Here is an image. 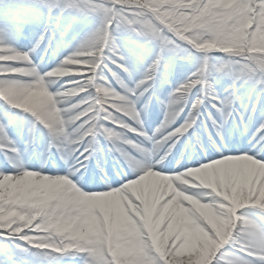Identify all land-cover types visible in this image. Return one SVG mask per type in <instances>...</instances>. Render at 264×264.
<instances>
[{
    "label": "snow or ice",
    "instance_id": "snow-or-ice-1",
    "mask_svg": "<svg viewBox=\"0 0 264 264\" xmlns=\"http://www.w3.org/2000/svg\"><path fill=\"white\" fill-rule=\"evenodd\" d=\"M8 8L34 13L36 22L42 15L45 23L22 51L13 46L22 34L17 17L0 21V100L32 118L26 127L23 115L5 114L0 124V156L14 169L0 172V264H49L65 256H79L82 264H264V224L241 211L264 214V118L253 151L229 154L225 147L229 122L246 130L256 113L255 104L242 102L240 89L264 99V0H11ZM54 15L57 29L65 16L73 24L88 17L98 23L44 71L43 58L34 63L33 56L42 44L45 55L51 48ZM120 38L131 44L127 52ZM193 52L202 54L200 66L167 102L155 97L165 116L146 134L141 113L157 83L167 82L165 61L189 60ZM212 52L227 58L213 65ZM146 55L151 62L137 79L129 65L142 64ZM213 72L230 81L223 95ZM68 98L77 99L65 104ZM178 116L185 122L170 127ZM201 130L214 131L219 158L164 174L163 161L180 137L193 141ZM108 156L123 157L135 176L114 190L80 191L72 181L94 183ZM91 161L96 168H89ZM53 162L64 175L26 167ZM113 225L132 230L130 243L115 254L106 239Z\"/></svg>",
    "mask_w": 264,
    "mask_h": 264
},
{
    "label": "rangeland",
    "instance_id": "rangeland-1",
    "mask_svg": "<svg viewBox=\"0 0 264 264\" xmlns=\"http://www.w3.org/2000/svg\"><path fill=\"white\" fill-rule=\"evenodd\" d=\"M10 2L11 0H0V21L9 19L13 15H15L22 29V34L20 35L19 39L15 41V43H26L28 44L29 49H30L32 47V44L35 43V40L37 39V37H39L38 30H40V33L44 30V23H45L44 18L41 15L39 21L36 22L34 20V15H35L34 13H29L24 9H19V10L13 9L10 11L8 8V4ZM97 23H98L97 18L88 17V18L83 19L79 23L73 24L71 20L67 16H65L60 19L59 28L57 29V19H56V16L54 15L51 21L48 22V27L50 31L56 32L55 39L52 43L51 48L47 49L48 51L46 55H45V51H46L45 45L42 44L41 47L36 50L33 56L34 63H40L41 58H43V63H40V66L42 70L47 71L51 67V65L57 63L59 59L63 55L66 54L65 50L67 48L73 51V49L77 47L79 43H81L92 31H94ZM119 42H120V46L122 50H124L125 52H127V50L131 47V44L126 38H120ZM201 55L202 54L200 53L193 52L192 58L189 60L168 59L165 61V63L169 66L168 79H167V82L164 84H160L159 82L157 83V86L153 90L154 92L153 99L147 102V108L144 109V111L141 113V119H142V123L144 124V126H145V123L149 124V122L153 120L151 119L152 117L154 116L158 117V113L159 115L161 114L162 116L165 114V113L163 114L164 108L163 106H161V104L158 103L157 105H155L154 101H157L155 97H159V99L167 102L169 93L173 91V88L171 87V85H173L175 82L176 84H178L179 79H180L179 82H181L183 80L182 78L184 77L183 74H191L195 72L197 68L200 66ZM207 55H209L210 63L213 65H216L218 64L220 60L227 58V54L218 53V52H212ZM151 59H152L151 55H146L144 62L142 64H130L129 65L130 70L133 72L135 78L137 79L140 78V76L142 75L144 71V68L147 66L148 63L151 62ZM114 71L118 72V74L121 76V79L127 80V77L122 72H119V70H115V69ZM213 76L215 77V79L213 80V83L216 82L217 84H219L218 86L214 84L217 91L224 92V89L230 83L228 78L226 76L217 77L215 72H213ZM60 79L65 80L67 78H60ZM112 83H113L112 90H116L119 92V86L115 84V81H112ZM56 87L57 85L55 84L49 86L50 94L51 92L55 90ZM252 93L255 94L257 98L256 113L254 115V121H255V117H257L259 114H262V112H264V99H258L257 93L252 91L247 86L240 89V95L242 99H244V97H250V94ZM74 99H77V98H68V100L64 101V103L69 104ZM139 107L144 108V105L141 104ZM5 114H10L15 117H19L23 115L19 110L12 109L10 106L6 104V102H4L3 100H0V119L3 118ZM23 117H24V120L26 122V127H27L28 126L27 122L31 121V117H29L28 115H23ZM179 118L180 117L178 116L177 120L173 121V124L170 125V127L176 125L179 122ZM161 120L162 118L160 117V119H158L156 122L151 123L153 126L152 130H155V128L159 126V124L161 123ZM145 133L147 134V131ZM148 135L150 134L148 133ZM195 136L197 137L198 135L196 134ZM41 139L43 140L42 145H44L45 144L44 135L41 137ZM135 141L136 140H134V142ZM18 145H22V144H18ZM42 145L41 147H43ZM140 146L146 147L143 144H141ZM130 151H134V150H130ZM5 163L8 164V162L5 161L4 157L0 156V165H5ZM124 163L127 165L128 169L133 172L131 166L128 164L126 160H124ZM45 167L46 165L43 166V168ZM54 167H56V165ZM55 169H58V167H56ZM249 214H250V218L254 216L255 218H257L258 222L264 224L263 216L257 215L256 212H250ZM4 243L5 241L3 239H0V245H3ZM64 263L82 264V258L79 256H75V257L65 256V257H58L57 259L51 260L49 262V264H64Z\"/></svg>",
    "mask_w": 264,
    "mask_h": 264
},
{
    "label": "bare ground",
    "instance_id": "bare-ground-1",
    "mask_svg": "<svg viewBox=\"0 0 264 264\" xmlns=\"http://www.w3.org/2000/svg\"><path fill=\"white\" fill-rule=\"evenodd\" d=\"M19 45H18V47H19V49H22V50H26V51H28V49H29V46L27 45V44H23V43H18ZM15 46H17V45H15ZM66 46V45H65ZM66 52V56H68V55H70L71 53H72V51H71V49H69V48H67L66 50H65ZM66 58V57H65ZM64 59V58H63ZM53 66V68H55L57 65H52ZM190 74H183V76L186 78L187 76H189ZM184 77L182 78L183 80H184ZM182 80V81H183ZM180 81V79L178 80V84H176V82L173 84V85H171V87L173 88V89H175V87L177 86V85H179L180 83H182V81L181 82H179ZM214 84H216L217 86L219 85V84H217L216 82L214 83ZM218 92H220V91H218ZM220 94H224V92H220ZM194 98V97H193ZM256 100H257V98H256V95L255 94H250V98H247V99H243L242 100V102L243 103H245V104H255L256 105ZM156 102V101H155ZM160 104V103H159ZM164 108V107H163ZM165 113V109H164V112H163V114ZM260 115V116H259ZM257 117H255V121H254V117L248 122V124H247V129L245 130V128H244V126H240V125H238V124H235V123H232V122H229V124L227 125V129H228V134H233V135H235L236 136V139L237 140H235V141H238V143H237V148L236 149H232V147H231V144L229 143V144H226V150L228 151V153L229 154H239L240 152H242V151H245V152H251V151H253V144H252V140H253V137H254V135L256 134V132H257V129H258V126H259V124H260V122H261V119L262 118H264V112H262V114H259ZM164 116H165V114L162 116L161 115V118H162V120H161V123L163 122V120H164ZM183 116H184V118L186 119L187 118V110L183 113ZM185 119H180L179 118V122L176 124V125H174V126H172L173 128L174 127H177V126H179L180 124H183L184 122H185ZM155 120H158L157 118H155L154 120H152L151 122H149V124H146L145 125V132L147 131V134L149 133L150 135H151V133L152 132H154V130H152V124L151 123H153V121H155ZM1 121V120H0ZM160 123V124H161ZM0 124H1V122H0ZM159 124V125H160ZM157 127H159V126H157ZM197 134H198V137H199V140H200V148H203V146H204V144H205V142H206V140L209 138V137H211V136H214V131L213 132H210V133H206V132H203V130H201V131H198L197 132ZM186 135V134H185ZM131 138L133 139V141L134 140H137V137L135 136V134H132L131 135ZM180 139L182 140V141H184V142H186V141H188L189 142V144L190 145H192V147L191 148H188V147H186V146H183L182 148H184L185 149V153L186 152H189V150L190 149H194V148H196V147H198V145L196 144V143H192V141H190V140H186L185 138H184V135H182L181 137H180ZM143 145H145L146 147H150V145H147V144H143ZM180 151H178L177 153H176V151L173 153V154H168V157L166 158V161H163V164H166L167 165V170H166V172L164 173V174H171V173H174L177 169H179L180 171H183V168H181L180 167V163H178V162H173V163H168L167 161L168 160H170L171 161V158L172 159H174V156H176L178 153H179ZM200 152V151H199ZM201 153V152H200ZM188 154H186V157H185V162H183V165H186V166H189V167H191V166H197V165H199L200 163H202V162H208L210 159H213V158H219V153H216V154H210V155H204V156H200L197 160H195L194 161V159H189L188 158ZM62 163V166H63V162H61ZM168 163V164H167ZM180 164V165H179ZM3 166V165H2ZM56 166H57V164H56ZM28 167V166H27ZM124 167V166H123ZM29 168H31V170H33V171H43V174H47V175H51V176H56V175H64L65 174V171H66V169H64V170H60L59 168L58 169H54L53 171H51V172H45L40 166H29ZM117 169H118V171H119V167H117ZM124 170H123V177H127V176H135V173L134 172H129V171H125V167L123 168ZM5 171H7V172H9V173H11V172H13L14 170H12L11 168H9V167H4L3 166V168H0V172H5ZM123 181V180H122ZM121 181V182H122ZM117 181H115L114 183H104V186H103V188L101 189V190H96V189H92V190H84V189H82V188H80V187H83V185L80 183V182H74L73 181V183L76 185V187L80 190V191H82V192H84L85 194H95V193H99V192H104V191H109V190H114L115 188H118V187H120L121 186V182H119V183H116ZM169 190H173V189H171V185L169 184ZM242 212H244V213H246V214H249L250 212H256L257 213V215H259V216H263L264 217V214H261V213H259V211L258 210H249V209H244V210H241ZM252 216V215H251ZM252 219H255V220H257V218H255L254 216H252ZM258 221V220H257Z\"/></svg>",
    "mask_w": 264,
    "mask_h": 264
},
{
    "label": "clouds",
    "instance_id": "clouds-1",
    "mask_svg": "<svg viewBox=\"0 0 264 264\" xmlns=\"http://www.w3.org/2000/svg\"><path fill=\"white\" fill-rule=\"evenodd\" d=\"M198 211L201 215L206 218H210L211 213L204 206H198ZM97 234H99V229H96ZM132 235V230L124 228L122 230H118L115 225L108 228V236L106 239L110 240L114 247V254L120 251L125 243H130L128 237Z\"/></svg>",
    "mask_w": 264,
    "mask_h": 264
}]
</instances>
